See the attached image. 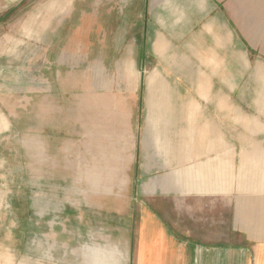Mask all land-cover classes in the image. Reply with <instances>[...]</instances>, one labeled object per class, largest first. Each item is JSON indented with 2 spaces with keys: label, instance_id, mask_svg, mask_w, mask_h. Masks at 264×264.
I'll return each mask as SVG.
<instances>
[{
  "label": "rangeland",
  "instance_id": "374dc122",
  "mask_svg": "<svg viewBox=\"0 0 264 264\" xmlns=\"http://www.w3.org/2000/svg\"><path fill=\"white\" fill-rule=\"evenodd\" d=\"M221 1L0 0V264H134L147 202L134 155L114 170L113 105L208 97L210 28L225 8L264 18V0Z\"/></svg>",
  "mask_w": 264,
  "mask_h": 264
},
{
  "label": "crops",
  "instance_id": "0c3cea01",
  "mask_svg": "<svg viewBox=\"0 0 264 264\" xmlns=\"http://www.w3.org/2000/svg\"><path fill=\"white\" fill-rule=\"evenodd\" d=\"M209 1L216 12L222 6ZM225 9V22L210 28L207 53L198 55L209 60L208 97L113 105L123 128L114 134V170L124 168L120 155H134L136 187L147 202L131 240L134 264H264V18L236 25ZM163 37L155 49L166 44ZM165 71H151L147 89L150 75ZM118 117L129 119L130 135Z\"/></svg>",
  "mask_w": 264,
  "mask_h": 264
}]
</instances>
